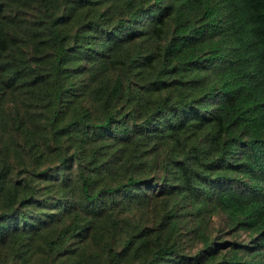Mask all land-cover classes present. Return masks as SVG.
<instances>
[{
    "label": "trees",
    "instance_id": "16d2710c",
    "mask_svg": "<svg viewBox=\"0 0 264 264\" xmlns=\"http://www.w3.org/2000/svg\"><path fill=\"white\" fill-rule=\"evenodd\" d=\"M38 1L47 5L48 19L45 36L34 47L47 43L51 53L45 64L47 124L60 189L55 200L46 197L41 205L68 207L75 191L65 171L77 161L82 202L93 213L113 215L154 178L157 190L172 196L166 213L171 233L157 238L149 255L126 264H264V0H60V12L49 0ZM6 2L0 0V109L9 87L34 86L37 79L27 76L40 70L25 55L6 57L15 34L2 13ZM68 18L75 22L73 34L65 27ZM137 38L161 40L162 46L158 53L147 48L129 53L127 68L113 84L100 81V75L108 78L118 49ZM87 72L97 81L92 94L101 107L98 120L79 97ZM65 135L94 145L91 173L79 161L85 148L80 143L69 148ZM118 151L115 162L125 168L123 178L95 185ZM47 169L23 165L20 172L28 174L11 180L10 170L0 168V246L10 244L22 253L38 228L57 219L48 208L36 216L29 207L36 197L32 177ZM179 207L193 216L188 231L202 239L190 256L176 243ZM218 213L233 230L246 231L252 243L233 241L227 249L210 239L207 222ZM81 220L54 231L81 233L92 223ZM115 220L112 216V230ZM142 234L140 229L127 236L118 253L138 249L143 241L134 238ZM59 238L50 240L52 249ZM101 252V264H120L112 240H104Z\"/></svg>",
    "mask_w": 264,
    "mask_h": 264
},
{
    "label": "rangeland",
    "instance_id": "374dc122",
    "mask_svg": "<svg viewBox=\"0 0 264 264\" xmlns=\"http://www.w3.org/2000/svg\"><path fill=\"white\" fill-rule=\"evenodd\" d=\"M60 0H49L48 5H52L60 12ZM86 9L84 8L83 11ZM82 11V8H81ZM5 18L15 27L12 47L9 54L14 52L19 55H25L30 59L33 66H38L40 70L30 71L27 78L29 80L37 79L35 84L19 82L9 87L1 99L0 109V168L5 165L10 170L8 177L11 180L22 177L27 172H20L23 165L29 166L36 170L46 167L45 173L32 177V184L36 188L35 203L29 207L34 210L36 216H43L41 210L48 208L49 211L56 215L55 221L51 226H42L35 232L29 243V247L22 253H17V249L8 246H0V264H101L104 262V255H101V246L106 239L114 242L115 252L120 264H126L130 260L140 259L149 255L150 250L155 245L157 238H167L171 233V223L166 213L172 206V196L160 193L157 190L158 180H151V187H138L140 196L131 200L125 199L124 207L113 211V215L107 212L93 213L90 212L82 202L80 188L75 176V167H70L65 171L66 181L70 183L75 191L74 199L68 203V207L63 211L58 206L49 203L47 207L40 202L44 198L49 201L55 200L59 189V180L55 177L57 169L58 155L55 142L51 139V132L47 124V102L49 101L48 89L49 78L45 69V64L51 57L47 43L39 44L34 47L41 37L45 36V20L47 16V5H43L38 0H7L2 11ZM67 32L74 33L76 30L74 20L68 18L65 26ZM141 38L134 39L130 45L122 46L117 51V61L111 64L108 70V78L104 75L99 76V80H106L113 84L117 73L123 72L127 68L129 53L136 54V51L148 49L156 50V53L162 46L161 40H152L141 42ZM146 52L143 51V54ZM81 79V76H77ZM85 85L79 86V97L82 103L91 107L93 116L98 120L101 113V107L96 97L92 94V88L97 81H92L89 72L84 75ZM123 106L120 104V107ZM63 139L69 148H85L86 157H82L81 166L88 173L93 170L92 145L90 142H76L72 137L65 135ZM121 152L114 153L112 167L104 169L101 176L95 182L100 186L103 183H116L122 179L125 174V168L117 165L115 160ZM113 169V170H112ZM112 170V171H111ZM159 172V171H158ZM45 174V175H44ZM94 174V173H92ZM155 176V175H153ZM75 203L73 205L72 203ZM55 202V201H54ZM179 207V227L176 229V243L181 247L183 252L190 256L200 248L202 244L201 237L196 236L193 232L188 231L192 221V214H187V209ZM59 209L61 211H59ZM116 217V229H111V218ZM76 218H81V222H87L86 219L92 220L88 229L81 233H57L54 231L56 226L60 228L63 224H68ZM84 219V220H83ZM38 222V221H37ZM88 223V222H87ZM143 229L141 236L135 237V242L140 247H132L126 252L118 253L122 248V241L127 236L139 232ZM206 232L210 239L217 241L221 248H229L231 242L236 241L242 244H251L252 239L243 229H232L228 223L227 217L218 213L213 215L207 222ZM60 234L59 247L51 248L53 245L50 240L57 238ZM145 238V239H143ZM171 240H174L171 239ZM227 246V247H226ZM117 264V263H116Z\"/></svg>",
    "mask_w": 264,
    "mask_h": 264
}]
</instances>
